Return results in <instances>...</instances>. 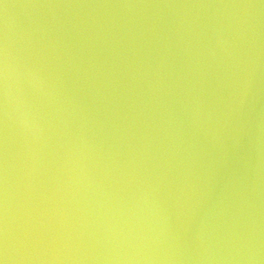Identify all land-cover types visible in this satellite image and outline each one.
<instances>
[{
  "label": "water",
  "instance_id": "water-1",
  "mask_svg": "<svg viewBox=\"0 0 264 264\" xmlns=\"http://www.w3.org/2000/svg\"><path fill=\"white\" fill-rule=\"evenodd\" d=\"M6 264H264V0H0Z\"/></svg>",
  "mask_w": 264,
  "mask_h": 264
},
{
  "label": "snow or ice",
  "instance_id": "snow-or-ice-1",
  "mask_svg": "<svg viewBox=\"0 0 264 264\" xmlns=\"http://www.w3.org/2000/svg\"><path fill=\"white\" fill-rule=\"evenodd\" d=\"M0 264H6V259L5 258H0Z\"/></svg>",
  "mask_w": 264,
  "mask_h": 264
}]
</instances>
